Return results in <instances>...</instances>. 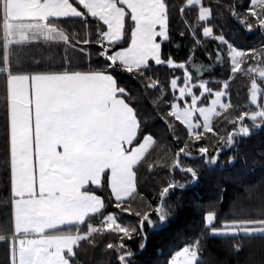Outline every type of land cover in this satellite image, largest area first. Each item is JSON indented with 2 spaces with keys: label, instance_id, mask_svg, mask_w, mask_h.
Here are the masks:
<instances>
[{
  "label": "snow or ice",
  "instance_id": "6c2138e0",
  "mask_svg": "<svg viewBox=\"0 0 264 264\" xmlns=\"http://www.w3.org/2000/svg\"><path fill=\"white\" fill-rule=\"evenodd\" d=\"M177 36L183 60L165 51ZM216 67L223 80L203 79ZM261 131L264 0H0V264H135L177 217V190L237 164L227 210L223 189L196 205L163 264H223L214 244L257 241L245 264H264V172L247 177L244 151Z\"/></svg>",
  "mask_w": 264,
  "mask_h": 264
},
{
  "label": "trees",
  "instance_id": "16d2710c",
  "mask_svg": "<svg viewBox=\"0 0 264 264\" xmlns=\"http://www.w3.org/2000/svg\"><path fill=\"white\" fill-rule=\"evenodd\" d=\"M176 43H179L181 47L178 49L174 46L165 44V51L171 52L177 59L183 60L185 55L188 54L189 41L179 38L177 36ZM260 43V37L254 34H247L243 41V46L248 47ZM202 51V50H201ZM198 61H202L205 64L210 61L203 55H198ZM170 70L162 69L160 72L161 79L169 76ZM175 75H182V72L177 71ZM227 73L216 67L211 73L205 72L203 79L223 80ZM246 79L239 75L230 84V99L235 105L243 107L247 103L246 99ZM215 89L216 85L212 84ZM250 123V122H249ZM214 127L223 129L219 121H214ZM231 127V125H227ZM211 136V133L208 134ZM261 150H264V131L254 134L246 144L244 145V151L247 152V177L251 179H258L262 172H264V164L259 159ZM222 159H226V156L222 153ZM141 177L145 181L143 185L144 192L150 193L152 183L141 172ZM241 178V166L237 164L235 167L231 165H225L224 167H216L214 170L203 172L200 181L195 185H190L183 191L177 190L174 194V199L179 197L182 201V207L178 210L177 217L166 228L161 229L158 232H149V240L147 248L143 252H138L135 257V264H163L164 258L168 255V252L175 248L179 241L176 240L178 234L187 230V226L190 225L193 220H198L199 216L196 213V205L206 204L210 199L216 198V196L223 189V200L225 210L230 203L231 198L235 194L237 188V182ZM132 244V242H129ZM135 250V245H132ZM259 241L255 242L251 247L245 248L240 254L232 255L225 250H222L219 245H213L210 250L213 256L222 261L223 264H245L246 260L255 251V257L258 260L260 258ZM161 253L164 255L161 256ZM0 258H2V248H0Z\"/></svg>",
  "mask_w": 264,
  "mask_h": 264
}]
</instances>
